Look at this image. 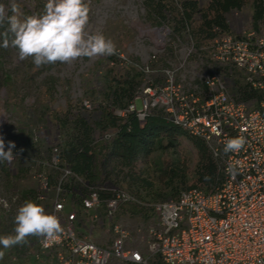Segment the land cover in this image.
I'll return each instance as SVG.
<instances>
[{
  "label": "built area",
  "instance_id": "1",
  "mask_svg": "<svg viewBox=\"0 0 264 264\" xmlns=\"http://www.w3.org/2000/svg\"><path fill=\"white\" fill-rule=\"evenodd\" d=\"M153 32L157 47H164L169 29L162 26ZM207 53L202 67L217 68L203 73V89H185L166 70L161 73L162 83L147 81L126 110L111 111L121 118L135 112L143 123L152 110H161L188 137L206 144L216 165L217 184L209 189L190 187L175 199L143 204L125 188L121 169L108 173L106 162L100 160L95 174L77 175L59 157L60 147L54 146L49 163L61 166L57 184L53 186L44 172L31 170L32 196L26 198L19 189L21 196L55 214L63 229L51 240L37 237L35 264H109L111 260L120 264H264V17L257 30L235 35L220 32ZM229 85L246 87L257 97L239 102L240 90L232 95ZM81 106L92 111L89 101ZM114 133L106 129L102 143L97 145L95 140L93 146H106ZM241 135L246 140L243 148L224 154L225 141ZM14 153L11 163L5 161L8 167L22 159L20 152ZM21 175L22 179L27 176ZM16 197L0 196V221L18 210ZM128 204L145 206L155 221L130 231L116 220ZM96 229H110L109 247L92 240ZM1 234L6 235L0 228Z\"/></svg>",
  "mask_w": 264,
  "mask_h": 264
},
{
  "label": "rangeland",
  "instance_id": "2",
  "mask_svg": "<svg viewBox=\"0 0 264 264\" xmlns=\"http://www.w3.org/2000/svg\"><path fill=\"white\" fill-rule=\"evenodd\" d=\"M146 1L90 0L88 30L101 33L114 41L117 54L113 56L117 60V69L129 70L130 77L135 76L139 84L137 92L147 81L162 83L161 73L166 70L172 71L176 81L185 89H203L201 76L217 68L211 64L204 67L201 65V62L208 61L209 46L198 48L186 30L176 31L169 14L164 23H158L157 17L148 12ZM205 1L198 0L200 4ZM15 2L22 15H38L43 11L46 0ZM0 3L7 7L10 0H0ZM251 16L252 2L245 0L241 10H234L226 16L232 33L256 30L251 23ZM162 26L167 27L170 34L165 37L164 47L158 48L153 29ZM108 61V56L83 57L71 64L57 63L37 68L32 58L21 61L16 49L0 47V114L4 120L0 136L5 141L6 151L8 142L12 141L15 143L13 151L20 152L22 156V159L9 167L5 162L0 163V196L13 198L18 194L15 205L19 208L27 200L21 196L20 185L35 186L31 170L44 172L53 186L57 184L61 166L49 163L50 151L54 146L60 149L66 147L71 128L67 120L69 115H90L93 122L98 121L100 108H104L107 103L106 95L113 91L107 88ZM218 71L223 72V68L219 67ZM239 87L229 85L228 90L235 95ZM83 101L92 104L93 112L86 114L81 111ZM238 101H243L240 94ZM105 129L100 124L93 127L97 145L101 144L100 137ZM102 154L99 146L93 170L99 168ZM211 157L205 143L184 133L177 138L174 147H167L166 142L162 141L159 149L135 165L124 167L120 173L125 185L133 179L143 183V187L138 189L136 200L149 204L173 198L179 191L192 186L209 189L211 186L201 183L200 177L207 161L215 164ZM39 161L48 164L42 165ZM21 171L27 174L23 179L19 175ZM16 214L17 211L0 221L2 233L8 235L14 230ZM98 214L102 215V210ZM116 220L124 223L130 231L155 221L148 208L136 204L122 207ZM80 231L84 232L85 229ZM111 238L110 229H96L92 233V240L102 247H109ZM36 244L37 237H30L26 245L4 250L5 256L0 259V264H35L32 256ZM109 264L120 263L111 260Z\"/></svg>",
  "mask_w": 264,
  "mask_h": 264
},
{
  "label": "trees",
  "instance_id": "3",
  "mask_svg": "<svg viewBox=\"0 0 264 264\" xmlns=\"http://www.w3.org/2000/svg\"><path fill=\"white\" fill-rule=\"evenodd\" d=\"M251 2V23L257 30L264 17V0H251ZM244 3L245 0H206L204 4H200L198 0H147L145 4L148 12L157 17L158 23H164L169 14L174 21L175 30H186L199 48L203 45L210 46L220 32L228 33L226 16L231 11L241 10ZM108 60L106 82L107 88L113 91L106 95L107 103L104 108H100L98 121L93 122L90 115L75 117L69 115L67 119L71 127L70 133L66 147L60 149L59 157L64 159L72 172L77 175L89 177L93 175V162L96 159V150L93 148L95 141L93 127L99 124L106 129L115 130L109 140L110 152L117 153L123 160V165L127 167L133 166L138 158H147L154 150L161 147L162 141L166 142L167 147H174L177 138L184 134L161 110H152L146 115L143 123L139 122L135 112H128L125 118L114 115L112 108L126 110L133 102L139 84L135 81V76L130 77L129 70L117 69V60L113 55L108 56ZM239 90L243 101L257 97L255 91H248L246 87L240 86ZM81 111L86 114L93 112L85 110L82 106ZM200 181L209 187L217 184L218 173L212 161L209 160L204 164ZM139 187H143V183L140 184L137 179L127 183V189L134 195L138 194ZM178 193L166 200L175 199Z\"/></svg>",
  "mask_w": 264,
  "mask_h": 264
},
{
  "label": "clouds",
  "instance_id": "4",
  "mask_svg": "<svg viewBox=\"0 0 264 264\" xmlns=\"http://www.w3.org/2000/svg\"><path fill=\"white\" fill-rule=\"evenodd\" d=\"M89 14L90 0H46L38 15H22L15 0L7 7L0 3V47L16 49L21 61L32 58L37 68L71 64L83 57L116 55L112 39L88 30ZM245 143L242 135L226 140L224 154L241 150ZM14 148L15 143L9 141L6 151L0 136V163L12 162ZM14 224L13 234L0 235V259L4 250L26 245L30 237L51 240L63 231L58 217L32 200L18 208Z\"/></svg>",
  "mask_w": 264,
  "mask_h": 264
},
{
  "label": "crops",
  "instance_id": "5",
  "mask_svg": "<svg viewBox=\"0 0 264 264\" xmlns=\"http://www.w3.org/2000/svg\"><path fill=\"white\" fill-rule=\"evenodd\" d=\"M232 12V11H231ZM226 22H227V24H228V26H229V32L228 33H230V34H234V33H232V30H231V28H230V25H229V23H228V21H227V18H226ZM235 34H239V33H235ZM234 34V35H235ZM95 150L97 149L98 150V146L97 147H93ZM101 149H102V158H101V161H103V162H106V172H108V173H110L111 171H115V170H117V171H119V169H123L124 167H126V166H124L123 165V160L122 159H120L119 157H118V154L117 153H111L110 151V149H111V147H110V145L109 144H106V146H103L102 145V147H100ZM96 160V159H95ZM95 160H94V162H93V165H95L96 164V162H95ZM141 160V158H138V159H136L135 161H134V164L133 165H135L137 162H139ZM95 170V169H94ZM22 174V171H21V173L19 174L20 176H22L21 175ZM11 183H13V181H11ZM20 188H21V190H22V192H23V195L26 197V198H28L29 199V197L30 196H32V194H33V190H32V187H27V186H25V185H20ZM125 188L127 189V185H125ZM128 190V189H127ZM128 192H129V194L130 195H132L133 197H138V194H136V195H134L131 191H129L128 190ZM141 203V202H140Z\"/></svg>",
  "mask_w": 264,
  "mask_h": 264
}]
</instances>
